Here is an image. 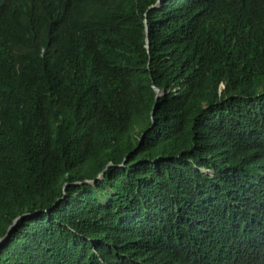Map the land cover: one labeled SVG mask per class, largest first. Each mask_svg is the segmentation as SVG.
<instances>
[{"label":"trees","instance_id":"16d2710c","mask_svg":"<svg viewBox=\"0 0 264 264\" xmlns=\"http://www.w3.org/2000/svg\"><path fill=\"white\" fill-rule=\"evenodd\" d=\"M157 1L0 0V264H264V0Z\"/></svg>","mask_w":264,"mask_h":264},{"label":"water","instance_id":"95a60500","mask_svg":"<svg viewBox=\"0 0 264 264\" xmlns=\"http://www.w3.org/2000/svg\"><path fill=\"white\" fill-rule=\"evenodd\" d=\"M158 2H159V0L157 1V3H158ZM148 42H149V41H147V43H148ZM147 47H149V43H148ZM155 91H156V105H155V109H156L157 101H158V99L160 98V96H162V95L164 94V92L161 91V90H159L158 88H155ZM161 94H162V95H161ZM154 113H155V112L153 111V112H152V115H154ZM142 136H144V135H142ZM142 139H143V137H142ZM20 219H21V217L18 218V219H16L15 222H14V223H15L14 225H16L17 222H18ZM12 229H13V227L10 228L8 235H7L4 239L1 240L0 244L5 243V241H6L7 238L9 237V234H10V232H11Z\"/></svg>","mask_w":264,"mask_h":264},{"label":"clouds","instance_id":"9594fccd","mask_svg":"<svg viewBox=\"0 0 264 264\" xmlns=\"http://www.w3.org/2000/svg\"><path fill=\"white\" fill-rule=\"evenodd\" d=\"M159 2H160V0H159ZM159 2H158L156 5H158V4H159ZM156 5H155V6H156Z\"/></svg>","mask_w":264,"mask_h":264},{"label":"rangeland","instance_id":"374dc122","mask_svg":"<svg viewBox=\"0 0 264 264\" xmlns=\"http://www.w3.org/2000/svg\"><path fill=\"white\" fill-rule=\"evenodd\" d=\"M162 95V94H161Z\"/></svg>","mask_w":264,"mask_h":264}]
</instances>
